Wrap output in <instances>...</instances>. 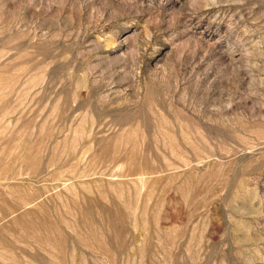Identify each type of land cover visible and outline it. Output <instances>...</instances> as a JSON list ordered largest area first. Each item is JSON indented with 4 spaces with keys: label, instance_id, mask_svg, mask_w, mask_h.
<instances>
[{
    "label": "rangeland",
    "instance_id": "1",
    "mask_svg": "<svg viewBox=\"0 0 264 264\" xmlns=\"http://www.w3.org/2000/svg\"><path fill=\"white\" fill-rule=\"evenodd\" d=\"M0 264H264V0H0Z\"/></svg>",
    "mask_w": 264,
    "mask_h": 264
}]
</instances>
